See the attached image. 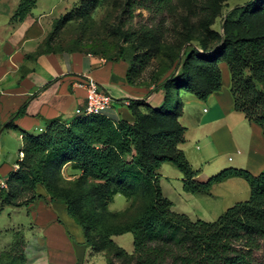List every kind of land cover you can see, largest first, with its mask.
Here are the masks:
<instances>
[{"label":"trees","instance_id":"trees-1","mask_svg":"<svg viewBox=\"0 0 264 264\" xmlns=\"http://www.w3.org/2000/svg\"><path fill=\"white\" fill-rule=\"evenodd\" d=\"M159 1L165 7L173 0ZM37 2L21 0L14 19L23 22ZM263 8L264 0H255L234 13L244 15ZM49 43L46 39V52L57 53L48 50ZM225 43L221 50L227 45L233 50L226 65L232 77L235 110L243 113L251 124L260 126L264 133V36L254 35L235 42L228 39ZM219 55L218 51L197 52L199 66L189 64L187 59L182 74L173 76L162 86L164 100L159 108L153 110L143 101H130L133 124L125 120L114 122L104 116L77 117L71 122L52 123L39 136L27 137L19 170L8 179L9 188L0 196L1 208L22 207L45 199L37 192L40 186L50 201H63L59 203L66 206L68 215L82 228L86 247L93 253L105 252L107 260L108 253L114 251H118L116 258L129 256L118 248L113 238L132 234L136 264H264V259L255 257L264 249V171L253 176L230 168L200 183L196 180L198 171L180 150L186 134L180 122L183 114L180 94L187 92L206 101L219 92L222 88ZM120 60L128 63V83L135 86L132 64L125 59L110 61ZM256 83L261 85V90ZM146 111L159 114L155 123L145 115ZM165 163L172 164L183 174L187 193L210 195L214 185L241 178L250 187V199L228 209L215 222L192 221L174 212L173 203L162 193L159 170ZM67 164L71 165L74 176L80 175L74 179L79 182L90 179L95 183L84 197L91 199L90 202L95 197L104 200L108 214L120 216L129 212L140 192H147V206L133 220L104 228L97 234L91 230V226L97 225L94 212L85 216L77 211L70 197L62 198L54 191L53 180ZM29 190L31 197L18 202L19 196ZM119 195L125 197L129 205L123 211L112 212L109 207ZM97 239L101 240V245L97 244ZM15 245L16 238L12 250ZM22 246L24 253V244Z\"/></svg>","mask_w":264,"mask_h":264},{"label":"crops","instance_id":"crops-1","mask_svg":"<svg viewBox=\"0 0 264 264\" xmlns=\"http://www.w3.org/2000/svg\"><path fill=\"white\" fill-rule=\"evenodd\" d=\"M37 8L7 32L0 30V179L8 180L19 170L27 137L39 136L52 123L77 118L76 110L86 105V92L77 83L86 77L96 80L113 97L108 115L114 122H134L130 101L161 106L164 100L163 92L149 94L142 86L130 85L129 65L124 60L110 61L88 52H46L48 31L43 19L51 14L43 10L36 14ZM221 71L222 88L206 101L187 92L180 94V122L186 129L180 150L198 171L200 183L230 168L253 176L264 171L263 129L235 110L230 70L222 65ZM170 167L175 166L165 163L159 170L162 193L173 203L174 212L192 221L199 219L187 210L198 197H217L223 187L239 185L241 180L232 178L214 185L210 195H193L184 190L183 174ZM170 180L176 182L170 184ZM37 192L47 197L44 188ZM128 205L127 200L122 209L112 212L123 211ZM63 206L49 198L22 207L0 206V263L3 254L13 249L18 233L24 238L26 264H85L88 256L96 255L86 247L82 228ZM25 209L29 210L25 219L9 214Z\"/></svg>","mask_w":264,"mask_h":264},{"label":"rangeland","instance_id":"rangeland-1","mask_svg":"<svg viewBox=\"0 0 264 264\" xmlns=\"http://www.w3.org/2000/svg\"><path fill=\"white\" fill-rule=\"evenodd\" d=\"M38 1L36 14L41 10L50 11L51 14L43 19L48 31L47 40L50 41L49 51L74 50L104 56L110 60L125 59L133 66L135 86H142L149 94L163 92L162 86L167 81L182 74L183 64L187 59L189 64L201 65L197 52L218 51L222 61L221 68L222 65L227 66L226 62L233 52L231 45L220 49L226 44V40L235 42L254 35L264 36V8L244 15L241 12L234 13L237 8L248 6L255 0H173L165 7L159 4V0ZM20 2L21 0H0V30L3 32L18 23L14 16ZM245 73L249 75L247 70ZM256 85L259 90L262 89L261 85ZM149 107L154 110L160 105ZM145 115L151 117L152 123L159 116L150 111H146ZM69 167V164L62 167L59 175L54 178V191L62 198L70 197L77 211L85 216L94 212L92 214L97 216V225L91 226V230L97 231V234L104 228L117 227L133 220L147 206V192H140L129 212L120 216L108 214V204L104 200L95 197L90 202L91 199L84 197L95 183L90 179L79 182L77 178L80 175L69 173ZM170 168L179 172L175 167ZM75 177L77 178L74 179ZM170 181V184L176 182ZM237 182L239 185L223 187L224 190L217 197H198V202L188 206L187 211L199 220L217 221L228 209L250 199L248 183L242 179ZM39 188L40 186L37 187ZM31 195L30 190L24 191L18 202H25ZM53 202L63 203L59 199H53ZM126 202L125 197L119 196L111 206L112 211L122 209ZM63 208L65 210V206ZM27 212L29 210L25 209L20 214L11 211L9 214L19 219V216H27ZM6 218H9L8 214ZM113 240L129 256L116 258L118 251H114L108 253L107 260L105 252L95 253L96 255L88 256L85 264H109L110 261L114 264H136L137 257L133 255L134 236L126 234ZM100 241L97 239L98 245H101ZM20 242L21 245L18 244ZM23 244L22 234L17 235L15 250L4 253L0 264H26ZM255 257L258 260L264 259V249Z\"/></svg>","mask_w":264,"mask_h":264},{"label":"built area","instance_id":"built-area-1","mask_svg":"<svg viewBox=\"0 0 264 264\" xmlns=\"http://www.w3.org/2000/svg\"><path fill=\"white\" fill-rule=\"evenodd\" d=\"M77 87L86 92V105L75 112L77 117L104 116L109 117V111L114 104L113 97L96 80L86 77L77 83ZM8 188V180L0 179V196Z\"/></svg>","mask_w":264,"mask_h":264}]
</instances>
